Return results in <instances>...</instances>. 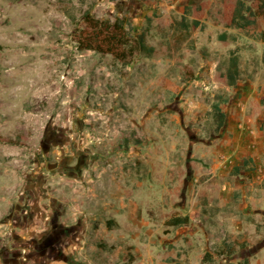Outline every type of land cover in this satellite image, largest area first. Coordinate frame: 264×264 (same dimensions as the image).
I'll list each match as a JSON object with an SVG mask.
<instances>
[{"label":"rangeland","instance_id":"rangeland-1","mask_svg":"<svg viewBox=\"0 0 264 264\" xmlns=\"http://www.w3.org/2000/svg\"><path fill=\"white\" fill-rule=\"evenodd\" d=\"M200 1L0 0V264H264V18L226 29L209 0L204 28H179ZM89 10L127 17L154 56L78 50Z\"/></svg>","mask_w":264,"mask_h":264},{"label":"trees","instance_id":"trees-1","mask_svg":"<svg viewBox=\"0 0 264 264\" xmlns=\"http://www.w3.org/2000/svg\"><path fill=\"white\" fill-rule=\"evenodd\" d=\"M221 18L215 20V24H222L226 29L238 28L248 30L258 23L259 17L264 18V0H223ZM209 0L200 1L196 5H182V19L177 22L179 28L189 31H196L204 28L203 21L210 9ZM85 27L76 28L72 34V40L80 51H94L100 54H109L125 66L132 64L141 56L153 57L156 48L150 46L144 34L133 35L129 29L127 17L117 16L115 19H102L86 11L83 16ZM151 18L148 21L151 22ZM173 24V23H172ZM226 38V36H222ZM242 60L239 53L231 51L229 58L220 64L215 75V81L227 87H235L242 79ZM229 101L228 97L219 96L212 106V116L215 131L220 132L226 125L227 114L223 110V104ZM253 163V159H244L243 167H237L239 173L244 166ZM167 225L174 228L189 224L191 218L186 215L167 213ZM109 225L112 222L108 223ZM105 245H99L101 248ZM234 245L228 244L216 252L220 257L235 254ZM213 255L206 253L201 264H212ZM243 264H250L245 260Z\"/></svg>","mask_w":264,"mask_h":264}]
</instances>
